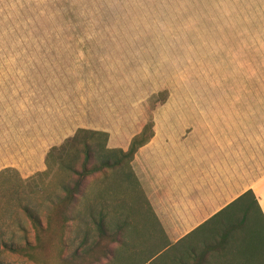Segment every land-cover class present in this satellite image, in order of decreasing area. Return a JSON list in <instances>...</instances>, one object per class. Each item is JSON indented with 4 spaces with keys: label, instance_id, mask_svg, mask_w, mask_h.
<instances>
[{
    "label": "rangeland",
    "instance_id": "1",
    "mask_svg": "<svg viewBox=\"0 0 264 264\" xmlns=\"http://www.w3.org/2000/svg\"><path fill=\"white\" fill-rule=\"evenodd\" d=\"M20 1L23 3V36L39 30L36 24L28 26L32 21L29 22L26 18L28 14L24 13L27 8H32L36 15L42 8L65 7L62 0ZM235 6H251L252 9L189 12L196 15V22H204L200 26L86 27L93 33L100 30V33L107 34L160 35L166 41L112 44L113 49L92 59L23 58V70H39L42 73L45 68H55L58 77L75 78L76 86L81 80L87 85L92 84L89 78L94 77L96 81L95 78L99 77V82L107 84V94L112 97L107 99L109 110L114 108L111 104L116 103L115 94L122 97L117 100V114L109 112L107 117L116 116L119 121L120 117L126 118L128 114H149L155 101L165 98L187 101L189 112L214 108L219 109L220 114L233 115L236 122L235 148L254 177L264 172V0H245ZM59 21L64 23L67 20ZM63 29L66 28H53ZM12 62L15 65V61ZM25 72L23 76H11L13 107L19 106L17 92L21 87L20 79L27 76ZM72 83L71 80L65 90H71ZM108 84H111L110 87ZM26 89L23 85V91ZM53 89L59 91L63 88L58 85ZM211 100H220L223 105L229 101L230 106L211 107ZM42 106L41 99L23 96V135L52 132L51 122H44L47 118L38 112ZM58 126L68 127V124L60 122L53 127ZM84 137L92 139L88 165L91 168L102 167L107 159L103 149L105 137L82 131L77 139L71 136L61 145L51 148L45 170L23 177V180L11 174L0 181V237L23 243L34 239L32 222L20 208V203L36 209L46 222L54 204L65 196V186L73 184L77 178L74 168H82L86 158ZM127 165L123 163L121 167L126 174ZM107 169L111 170L101 168L89 175L84 181L82 193L77 194L78 199L68 213L69 246L64 255H71L87 236L85 247L91 245L98 234L96 220L105 216L110 232L124 225L126 227L121 234L123 243L114 245L118 249L115 258L110 261L103 259L97 264H184L192 261L186 253L191 246L198 253L207 246H213L204 264H264V225L257 233L234 230L229 238H225L230 227L225 222L231 217L233 208L219 214L180 244L171 249L165 248L162 231L138 184L132 178L121 179L124 177L119 173L107 172ZM58 251V247L54 246L47 252L49 264H62ZM0 264L37 263L25 256L1 251Z\"/></svg>",
    "mask_w": 264,
    "mask_h": 264
},
{
    "label": "crops",
    "instance_id": "2",
    "mask_svg": "<svg viewBox=\"0 0 264 264\" xmlns=\"http://www.w3.org/2000/svg\"><path fill=\"white\" fill-rule=\"evenodd\" d=\"M62 1L65 7L42 8L36 15L32 8H27L24 13L32 21L27 25L36 24L39 30L23 36L22 1L0 0V181L11 174L23 180L45 170L51 148L75 136L79 129L108 133L103 146L106 154L126 152L132 140L152 120L154 134L138 148L127 165L128 174L121 167L117 173L124 177L121 179L132 178L138 184L162 231L165 248L171 249L192 236L238 198H253L245 194L250 189L264 212V172L253 177L237 152L233 115L220 114L214 108L189 112L187 101L167 98L156 100L149 114H128L126 118L120 117V121L116 116L107 118L109 112L117 114V100L122 97L115 94L116 103L109 110L107 99L112 97L108 95L107 84L99 82L98 75L96 81L88 77L92 84L81 80L76 86L75 78L58 77L55 68H45L42 73L23 70L21 61L23 58L92 59L113 49L112 44L166 41L160 35L107 34L100 30L93 33L86 27L200 26L204 22H196V15L189 12L251 10L252 7L235 6L245 0ZM60 19L68 23H61ZM60 26L66 29L53 30ZM24 71L27 76L20 79L17 92L19 106L13 107L11 76H23ZM71 80V90H65ZM23 85L27 87L25 91ZM58 85L63 89L54 90ZM23 96L42 100L38 112L47 118L44 122H51L52 132L23 135ZM210 103H213L211 107L230 106L229 101L224 105L220 100ZM60 122L68 127H53Z\"/></svg>",
    "mask_w": 264,
    "mask_h": 264
},
{
    "label": "trees",
    "instance_id": "3",
    "mask_svg": "<svg viewBox=\"0 0 264 264\" xmlns=\"http://www.w3.org/2000/svg\"><path fill=\"white\" fill-rule=\"evenodd\" d=\"M167 99V98H165ZM100 133L105 137H108L106 132H97L92 130H79L74 139H77L80 132ZM154 134V122L150 120L142 133L136 136L130 145L128 151L124 152H110L106 155V160L103 161L102 167L88 165V160L92 154L91 138L84 137L83 144L85 148L86 158L82 165V168L78 170L74 168V172L77 174V178L73 184L65 186V196L60 198L55 204L52 212L50 211L46 216V222L42 220L40 214L36 209L32 208L29 204L20 203L22 208L29 216L35 234L34 239H27L23 241H16L15 239H6V237H0V252L8 251L21 257L25 256L37 264H49V256L47 255L54 246H57L59 251L58 255L62 264H97L101 263L103 259L112 260L115 258L118 249L115 243L122 242L121 234L125 229V225L117 229V231L110 232L106 225V217L101 216L96 220L97 225V237L94 242L86 246L88 243V236L77 247L71 255H64V250L69 246L67 237V228L70 221L69 211L73 204L77 201V194L82 193L83 184L85 179L94 174L101 168H110L111 171L117 172L118 167H123V163L131 162L138 148L143 144L147 143ZM247 195L253 196V198H238L235 203L230 205L224 211L233 208V212L230 218L226 219L225 225L229 227L226 231L225 238H229L234 230H247L248 232L257 233L262 225H264V212L259 203V199L256 198V194L253 189L245 192ZM235 208V209H234ZM222 211V212H224ZM221 212V213H222ZM219 213V214H221ZM218 216V215H217ZM199 240V239H197ZM213 246H207L203 252L198 253L195 247L191 246L187 250V256L192 261L185 262L184 264H204L207 263L206 258L210 254Z\"/></svg>",
    "mask_w": 264,
    "mask_h": 264
}]
</instances>
